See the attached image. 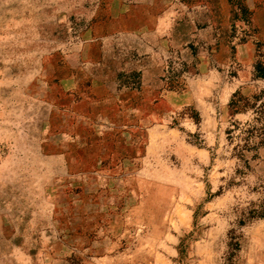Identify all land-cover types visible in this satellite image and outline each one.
Returning <instances> with one entry per match:
<instances>
[{
  "label": "rangeland",
  "instance_id": "374dc122",
  "mask_svg": "<svg viewBox=\"0 0 264 264\" xmlns=\"http://www.w3.org/2000/svg\"><path fill=\"white\" fill-rule=\"evenodd\" d=\"M258 63L264 0H0V264H264Z\"/></svg>",
  "mask_w": 264,
  "mask_h": 264
},
{
  "label": "trees",
  "instance_id": "16d2710c",
  "mask_svg": "<svg viewBox=\"0 0 264 264\" xmlns=\"http://www.w3.org/2000/svg\"><path fill=\"white\" fill-rule=\"evenodd\" d=\"M238 5L235 6L240 9ZM240 12L246 14L247 10L240 9ZM254 80L264 81V65L262 63L255 66ZM229 114L233 118L244 114H250L252 117L246 123L233 121L231 129L228 130L229 141L234 145L233 151L236 153V157L249 168L246 156L248 154L257 155L260 150L264 149V89L250 95L244 94L241 90L237 91L230 101ZM254 216L264 217V210L256 211ZM186 249L185 244L180 247L182 262L187 258Z\"/></svg>",
  "mask_w": 264,
  "mask_h": 264
}]
</instances>
